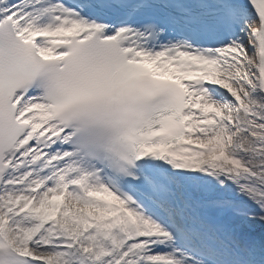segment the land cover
Here are the masks:
<instances>
[{"label": "snow or ice", "instance_id": "obj_1", "mask_svg": "<svg viewBox=\"0 0 264 264\" xmlns=\"http://www.w3.org/2000/svg\"><path fill=\"white\" fill-rule=\"evenodd\" d=\"M0 264H264V0H0Z\"/></svg>", "mask_w": 264, "mask_h": 264}]
</instances>
